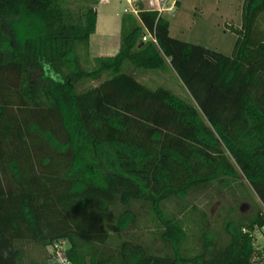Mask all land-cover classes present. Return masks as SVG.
Returning a JSON list of instances; mask_svg holds the SVG:
<instances>
[{
    "label": "trees",
    "instance_id": "trees-1",
    "mask_svg": "<svg viewBox=\"0 0 264 264\" xmlns=\"http://www.w3.org/2000/svg\"><path fill=\"white\" fill-rule=\"evenodd\" d=\"M82 1L93 6L76 16L66 0H0V264L62 242L71 264H252L243 230L264 225L262 210L218 230L202 214L195 255L179 217L192 195L230 191L241 175L264 206V0H244L231 56L172 38L138 2L118 53L93 70L80 47L102 0ZM129 68L172 70L192 102ZM145 216L160 248L131 234Z\"/></svg>",
    "mask_w": 264,
    "mask_h": 264
},
{
    "label": "rangeland",
    "instance_id": "rangeland-1",
    "mask_svg": "<svg viewBox=\"0 0 264 264\" xmlns=\"http://www.w3.org/2000/svg\"><path fill=\"white\" fill-rule=\"evenodd\" d=\"M174 13H163V17L170 24V36L179 41L201 45L208 49L231 56L237 40L236 33L231 27L239 29L242 26V6L244 0H178ZM141 2L147 10L157 8L168 0H102L96 6L98 21L95 34L91 37L89 48L80 47L82 66L86 70H93L96 66L95 58L115 56L120 48L121 22L126 14L137 16V3ZM172 1L169 2L171 4ZM91 2L82 0H66L65 7L74 15L80 16L86 8L92 7ZM178 6V7H177ZM152 7L154 9H152ZM147 38L149 36H146ZM149 39V38H148ZM141 83L152 89L160 86L172 90L176 95L192 102L188 92L177 79L172 70L162 72H136L128 69ZM108 78L104 75L98 81H89L87 86H97ZM221 189V188H220ZM211 189L192 195L187 203L191 207L185 215L179 217L178 205L175 201L167 203L164 209L169 214H175L182 219L187 231L188 254L195 255L199 250V222L202 214L208 215L211 229L218 230L229 218L235 221L248 219L257 211L264 212V206L250 188L249 183L241 175L230 191L220 192ZM196 209H193V208ZM131 234L145 245L154 244L160 248L161 242L155 235L157 229L150 216H145ZM62 252L66 245L63 242ZM25 264L31 261L42 264L48 256H53V248L46 251L36 247H26Z\"/></svg>",
    "mask_w": 264,
    "mask_h": 264
},
{
    "label": "built area",
    "instance_id": "built-area-1",
    "mask_svg": "<svg viewBox=\"0 0 264 264\" xmlns=\"http://www.w3.org/2000/svg\"><path fill=\"white\" fill-rule=\"evenodd\" d=\"M127 1L130 2V0ZM170 1H172L171 4H169ZM175 6H176L175 0H168L167 3H164L163 5L159 6L156 11H158V13L163 16V13L165 12L174 13ZM148 38L144 37L143 41L146 42L152 40L156 43V40L151 36H149ZM243 232L245 234H248L254 248V252L251 259L252 264H264V225L255 226L252 230L244 229ZM62 245L63 242L58 243L52 247L53 255H54L53 258L56 261H58L60 264H71L67 260L65 256V252L61 251L63 249Z\"/></svg>",
    "mask_w": 264,
    "mask_h": 264
},
{
    "label": "clouds",
    "instance_id": "clouds-1",
    "mask_svg": "<svg viewBox=\"0 0 264 264\" xmlns=\"http://www.w3.org/2000/svg\"><path fill=\"white\" fill-rule=\"evenodd\" d=\"M2 255L4 256V258H7V255H8L7 250H4V251L2 252Z\"/></svg>",
    "mask_w": 264,
    "mask_h": 264
},
{
    "label": "crops",
    "instance_id": "crops-1",
    "mask_svg": "<svg viewBox=\"0 0 264 264\" xmlns=\"http://www.w3.org/2000/svg\"><path fill=\"white\" fill-rule=\"evenodd\" d=\"M177 3H178V6H179V4H180V3H179V1H178V0H177ZM178 6H177V7H178ZM154 8H155V7H154ZM154 8L152 7V9H154Z\"/></svg>",
    "mask_w": 264,
    "mask_h": 264
}]
</instances>
